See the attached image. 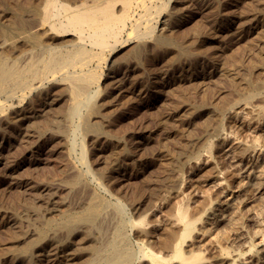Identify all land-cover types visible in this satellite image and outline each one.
I'll list each match as a JSON object with an SVG mask.
<instances>
[{"label":"rangeland","instance_id":"rangeland-1","mask_svg":"<svg viewBox=\"0 0 264 264\" xmlns=\"http://www.w3.org/2000/svg\"><path fill=\"white\" fill-rule=\"evenodd\" d=\"M29 1L27 0V3L26 0H0V23L10 27L16 21L15 19L19 17H22V19L31 18L32 6L33 4L38 5V1ZM147 1L145 0L147 5L151 3V1ZM159 1L155 4L169 5V8L174 7L172 10L176 11L174 13L170 11L174 17L172 16L169 21L171 29L165 31L164 36H168V34L172 36L177 32L179 35L186 37L185 43L182 41L180 43L184 44V47H188L186 49L189 53L195 55L196 63L192 64L193 66L189 65V67L187 65L188 67L184 68L186 64H180V62L184 61L183 59V61H174L170 58L171 60L168 61L153 57V52H151L153 50L152 45L149 42L147 43L148 50H138L141 48L139 45L141 42L137 41L139 42L137 43L136 39L133 38L134 34L131 32L130 26L127 27L128 29L126 28L122 40L126 41L127 36V39L132 37L131 41L116 47L114 53L109 56L111 62L109 64L104 63L106 59L104 56H108V53L102 54H105L103 56L104 60L100 62L94 58L97 50L87 46L86 49L94 58L88 64V69L94 72L97 81L94 80L89 85V94L86 95V98L89 104L106 102L99 111L100 115H92L90 119V124H94L96 129L93 126L91 127L95 131L92 128L90 131L89 126L80 124L79 120L86 112V108L83 107L79 112L81 116L78 115V118L76 116L73 120L74 123L70 124L71 126L65 122V113L69 111L73 101H71L69 94L65 91V85L67 84L59 80L60 72L55 74V77L51 76L50 78L49 76L41 91L33 93L34 95L30 94L31 96L28 95L25 101L23 100L21 103L22 105L19 104L22 106L24 118L22 122H18L16 125L4 120L5 116L13 117L10 114L13 111L10 107V105L12 106L11 102L0 99L3 105L6 104V106L4 105V117L0 118V264H12L13 261H16L15 259L17 258L14 255L22 251L26 244L36 239L35 231L40 229V226L44 225L45 222L50 220L57 221L64 213L81 212L88 203L90 204L94 201L95 195L97 198L106 199L105 207L108 206L104 209V214L101 213V216L103 215L104 217L102 216L103 218H101L100 216L98 223L100 230L102 229L99 233L101 235H98L99 238H95L100 239L102 242L107 241V239L109 241L114 238L115 230L113 229H116L122 219L131 218L137 221L143 216L141 220H144L145 224L147 222L146 227L148 226L150 232L153 233L151 234L153 237L150 239L152 244L150 241L143 243L136 239L132 240L131 234L129 235L130 232H128L130 230L127 227H124L126 232L123 231L129 242H126L127 239L125 237H123L125 241H122L126 247L132 248L133 250L131 249V251L134 253L140 251L138 245H145L146 247L148 245L153 252L163 254L165 259H170L172 252L170 253L169 251L171 249L170 245V249L167 248L169 244L167 241L168 234L173 231V233L178 235L181 228V224L176 219L177 211L186 209L188 211L187 217L191 218L192 221L203 218L204 212L210 204L220 200L221 197L219 191L213 190V182L215 180L214 167L218 168L220 166L223 167L221 168L223 172L224 169H229L225 173L229 174L227 175V181L230 179L228 181L230 183L225 188L237 191V193L233 201L231 200L232 198H229L230 196L225 198L229 199L231 207H226L222 216L219 218L212 217V219H209L210 221L204 220L208 221L207 223L213 228L212 236H215L217 242L215 241L216 243L213 244L205 241L198 245L191 244L189 247H184L187 244L181 243V248L185 249L187 255L190 252L194 253L197 257L196 259L200 260L197 261L199 264H207V262L211 264L214 257L225 253L229 249L231 250L228 252L233 250L232 253L241 254V256L245 255V258L248 247L254 246L253 236L257 232V222L264 223V201H262L264 200V195L256 194L254 185H250L252 184L250 172L252 175L254 167L251 164L256 161L248 162L249 167H247L246 162H243L239 168L235 166L236 158L233 157L235 156L234 153L230 154L229 158H224L222 152L229 145L227 149L234 146L237 142H248L251 144L252 141V144L255 143L257 148L260 145L256 143H264V134H261L263 132L258 130V126L255 124L247 126L244 131H235L234 125L231 124L235 123V120L232 119L236 118L232 116V113L230 115L231 111L226 110L236 101L240 102L239 97H243L247 90L250 89L248 85L251 87L252 84V87H255L258 86L259 82L263 83L264 81V0H203L200 4L193 6L192 9H187L185 2L184 5H182L183 2L181 4L178 3L182 0ZM17 2H20L18 6L21 8L23 6V12H26L23 15L16 16L18 15L15 7ZM181 8L184 11L180 10ZM30 13L31 16H29ZM153 13V16L151 15L152 24L158 27L156 24L158 15ZM9 16L13 17L10 18ZM29 18L23 21L31 23L34 20L33 16L31 20ZM154 19H157V21L154 22ZM204 28L206 32L203 30ZM128 30L132 35L128 34ZM173 30L174 33L172 32ZM188 36L194 37V41L190 40L191 38ZM18 37L14 38L15 41L12 39L13 42L18 41ZM42 37H40L41 41L45 40L43 39L45 37ZM0 38H2L1 35ZM70 38L72 39L69 36L62 39ZM2 39L0 40V49L2 51L5 49V52L0 51V56L5 55L3 58H7L8 61L12 60L11 62L15 61L17 56L20 57L21 55L17 54V51L12 52L14 53L12 54L8 50L9 48L7 49V47H10L12 40L7 41L4 36ZM70 40H67V44L63 45L73 46L76 44L75 41L73 43ZM202 40L207 41L208 44L206 45L208 48H199L196 44L191 43ZM20 44L18 41L17 45L21 46ZM193 44L194 46H192ZM26 46H21L23 49L22 53H28L27 56L29 54L32 55L33 50L29 45ZM57 47L63 46L59 45ZM95 51L96 53H94ZM210 51L214 52L213 55H209ZM135 52L136 54L139 53L136 55ZM147 52V55L151 53V62L144 57ZM35 55L38 56L37 54ZM164 61L169 64H165ZM223 75L225 76L223 77ZM82 98L85 99L84 96L79 99L83 100ZM106 98L110 102H107ZM27 100L29 101L27 102ZM21 109L16 108L15 110L18 112ZM212 110L214 113H212ZM233 111L242 113L241 108L240 110L239 108H234ZM244 112L246 113V111ZM174 115L175 117L173 118L172 116ZM226 117L229 118V121H226ZM243 121L248 124L246 119ZM59 131L63 132L62 137ZM94 134L96 135L93 136ZM218 136L219 139L226 136L223 138L226 140L218 144L217 150L214 151L215 155L212 158L211 154H208L210 152H208V142L217 139ZM259 139L261 143L258 141ZM255 153L259 156L257 149ZM80 155L84 158L82 156L80 158ZM208 157L209 160L207 159ZM210 158H212L211 161ZM77 176H80L78 184L71 185V181L73 178L74 180L75 178L77 179ZM237 176L240 177L238 178ZM237 182L238 184L240 182L239 186ZM81 185L86 187L83 188ZM202 192H204L203 195H201ZM135 197L137 198L135 199ZM94 199L96 200V198ZM90 200L92 201L89 202ZM201 204L202 206L200 207ZM132 207H140V212L133 214ZM197 207L198 209H196ZM186 210L184 211L186 212ZM256 215L259 216L257 217ZM117 219L121 220L118 221ZM116 220L118 221L117 224L115 223ZM82 228L84 230V226H77L79 230L77 231L76 229V236L74 234L68 236L64 232L62 234L61 232H50L51 234L47 235L48 244L53 243L52 245H54L55 243L56 246L52 247H58L59 256L56 261L43 256L39 259L34 258L35 260L33 261L35 262L31 261V259L28 260V258L19 259L21 262L13 264H85L89 262L90 257L86 254L85 248L92 245L90 242L94 243L95 239L93 236L87 239L83 238L81 235ZM79 231L80 233L78 234ZM225 232L227 235H225ZM227 232H230V234L228 235ZM49 235L53 237H48ZM92 238L94 241H92ZM245 245L248 247L245 248ZM45 249L49 250L50 248L46 247ZM219 249L220 251H218ZM10 255L13 256L14 260ZM200 255L202 258H200ZM244 258L242 256L240 261L247 260V257L246 259ZM49 260L52 262H49ZM197 262L196 264H198ZM141 263L148 264L146 261ZM168 264H172V262ZM173 264L176 263L173 262Z\"/></svg>","mask_w":264,"mask_h":264},{"label":"bare ground","instance_id":"bare-ground-1","mask_svg":"<svg viewBox=\"0 0 264 264\" xmlns=\"http://www.w3.org/2000/svg\"><path fill=\"white\" fill-rule=\"evenodd\" d=\"M37 1H38V5L33 4V6H32V11L31 12H32V16L34 17L33 18L34 20L31 23H25V21H23L24 19L29 18V17H26V16H25L26 18H24V19H22V17L21 18L19 17V18L15 19L16 21L13 20L14 21V24L12 23L13 25L12 26L10 25V27H7L6 25H2L0 23V35L2 36V38L4 36L7 39V41H11L15 37H18L19 36L17 40L21 43L20 45L21 46L22 45L23 46L29 45V47L33 50L32 51V55L29 54L28 55L29 57H28L27 56L28 53H26V54L25 53H22V50L23 49H22L21 46H18L17 45V42L18 41L13 42V40H12V42H10V45L8 44L10 47H7V49L9 48L8 50L11 51V53L17 51L18 52L17 54H19L21 56L20 57L17 56L16 60L13 61V62H11L12 60L10 58L9 59L11 61H8L7 58L6 59L3 58V56H5V55H2V57L0 56L1 57L0 58V99H4L6 101L11 102L12 106L9 103L8 104L13 109V111L10 113L11 115H13L12 118H10L11 116L10 117H8V116H5L4 117V110H5L6 104H4L5 105L4 106L3 103H2V101L0 100V118H3L4 117V120H8L12 125H16V123L23 121L22 120L24 118L23 117V114H22V111L23 110L21 109V107H22L21 106L22 105L21 103L23 102V100L25 101V98L28 95L31 96L30 94L36 93L38 91H41L42 88H43V86H44V84H45V82H46V80H47V78L49 76L51 78V76L53 77L55 74H58L60 72L59 73V80L62 81L63 83L65 82L67 84V85H65V87H66L65 88V91L69 94V98L71 99V101H73V104L69 107L70 108L69 111H67L65 113V116H64L65 122H67L69 125L70 124L72 125L74 123V121H73L74 118L76 116L78 118V115H80L79 112L82 109V107L83 108H86V112L85 113L83 112L84 115H82V117H81V119L79 121H80V124H82L84 126H89L90 127V131H91V128H92L91 126H93V128L95 127L94 124L93 125L90 124V119H91L92 115H100L99 114V111H100L102 105L103 104H106V102L101 103V104L100 103L99 104H95V103L94 104H89L88 99L86 98V95L89 94V92H88L89 91V88H90L89 85H91L92 82L94 80H96L95 79L94 72L91 71V69L90 70L88 69V64L91 62V59H94V58H96L100 62L102 60H104L103 59V56L105 54L102 55L103 53H108V56H104V58L106 57L104 63H108V64L111 63L110 62V59H109V56H111L114 53V50L116 49V47L118 45H120V44H123V43H126V42L127 43L130 42L131 39H132V37H129V36H128L129 38L127 39V36H126V41H123L122 40V37H123L124 33L126 32V28L128 26L131 27L130 30H132L131 32L134 34L133 38L136 39V42L137 41L141 42V44H139L141 48L139 47L140 49H138V50H142V49L143 50H145V49L148 50L147 49L148 48L147 43L149 42L152 45V49L153 50L151 52H153V57H156V58H159V59L168 60V61H170L171 59H173L174 61H180V60L183 59L184 61L182 60L183 62H180V64L181 63L186 64V66L184 68L188 67L189 65L191 66L192 64L196 63V59H195L196 57H195V55L189 53V51H187L188 47H184L183 46L184 44H181L180 43L181 41L183 43H185V40L187 39L186 37H183L182 35H179L177 32L175 34H173L172 36H171V34L170 35L168 34V36L167 35L164 36L165 31H169L171 29V26L169 24V21L172 19V16L174 17V15L171 14V13H172V11L174 13L175 10H172V9H174V7L173 8L172 7L169 8V5L155 4L159 0H148L147 2H150L151 1L150 4H152V6H150V4L147 5L145 3V0H90V1H88V0H37ZM202 1L203 0H194V1H188V0L185 1V0H182V1H179L178 3L181 4L183 2L182 5H184V2H185V4H187L186 5L187 6V9L188 8L192 9L193 6H195L196 4H200ZM26 2H27V0H26ZM28 2H30V1L28 0ZM31 2H32V0H31ZM19 3L17 2L16 3L17 5L16 6L14 5L16 7V13L18 14L16 16H20V15H23V13H26V12H23V9H22L23 6H22V8L20 6H18ZM36 4H37V2H36ZM21 5H22V3H21ZM25 6H27V5H25ZM182 8L180 10H183ZM184 9H186V8H184ZM208 9H209V7H208ZM151 11H153L155 14L158 15V21H157V19L156 20L154 19V22L157 21L156 24L158 25V27L156 25H153L152 24V17H151V15H152L153 12L151 13ZM170 11H171V13H170ZM183 11H181V12H183ZM178 13H179V11H178ZM12 14L14 15V13H12ZM29 16H31V13H30ZM32 16H31V18H32ZM11 17H13V16H11ZM31 18H29V19L31 20ZM249 22H250V20H249ZM140 25L143 26L142 29H140V27H141ZM203 30H205V32H206V29L205 28ZM131 32L129 31L128 34L129 35L130 34L132 35ZM172 32L174 33V30ZM125 35H127V34H125ZM42 36L45 37V38H43ZM68 36L69 37H72V39L71 38H70L71 40L70 39H66V40L65 39H62L64 37H68ZM40 37H42L43 39H45V40H43L44 42L41 41V38ZM208 37H210V36H208ZM2 38H0V40ZM19 38H20V40H19ZM189 38H191V37H189ZM193 39H194V37L191 38L190 40L194 41ZM67 40L68 41L70 40L71 42L75 41L76 44L73 45V46H64L65 43L67 44ZM2 41H3V39H2ZM14 41H15V39H14ZM139 42H137V43H139ZM195 42H191V43L196 44V46L199 47V48H205V49L208 48V46L206 45L208 43L205 40L197 41L196 43ZM194 44L192 46H194ZM59 45H62L63 47H57ZM87 46H90L92 49L94 48V49L97 50V53H96V51L94 52V53H96L95 54L96 56L94 58L92 57V55L90 54V52L86 49ZM186 46H188V45H186ZM150 48H151V46H150ZM199 48H197V49H199ZM0 51L1 52H5V49H4V51H2L0 49ZM30 52H31V50H30ZM196 52H197V50H196ZM213 53L214 52H211L210 51L209 55H213ZM8 54H10V53H8ZM12 54H14V53H12ZM35 54H37L38 56H36ZM135 54H136V52H135ZM147 54H148V52L144 54L145 56L144 55L143 56L145 57L146 60H148V61L151 62V60H150V58H151L150 54L151 53L149 55H147ZM6 55H7V53H6ZM7 56H9V55H7ZM10 56H12V55H10ZM25 56H27V57H25ZM156 62H158V61H156ZM177 63H179V62H177ZM165 64L168 65L169 63H166L165 62ZM163 66H165V65H163ZM170 66H171V64H170ZM153 69H155V68H153ZM181 69H183V68H181ZM145 70H147V69H145ZM229 75H228V77H229ZM224 76L225 75H223V77ZM152 81H154V80H152ZM245 87H247V86H245ZM248 88H250V89L247 90V93L243 97H239L240 98V102H237L236 101V103L232 104L231 106L229 105L230 107L228 109H226L229 112L231 111L230 112V115L233 114L232 116H234L236 118V119H232L231 118L232 120H235V123H233V124L229 123V124L234 125V127H235L234 129H236L235 131H244L245 129H247V126H250L251 124H255L256 126H258L257 129L258 130H261L263 132L261 134H264V81H263V83H260L259 82L258 86H255V87H252V84H251V87H249V85H248ZM105 91H106V89H105ZM138 92H139V90H138ZM114 94H115V92H114ZM43 95H44V93H43ZM81 96H84L85 99L82 98L83 100H80L79 98ZM109 96H107V97H109ZM104 99H105V97H104ZM28 101L29 100H27V102ZM27 102H24V103H27ZM107 102H110V101H108V99H107ZM226 102H227V100H226ZM19 104H21V105H19ZM107 104H109V103H107ZM16 108H20L21 110H19L18 112H16V110H15ZM234 108H237V109L239 108V110L241 108L242 109V113L239 112V111H238L239 113L238 112H234L233 111ZM218 109H220V108H218ZM29 110H30V108H29ZM244 111H246V113ZM218 112H219V110H218ZM212 113H214L213 110H212ZM191 114H193V113H191ZM175 115L172 116V117L174 118ZM55 116H56V114H55ZM245 116H247V117L245 118ZM192 117H193V115H192ZM62 119H63V117H62ZM228 119L229 118L226 117V121ZM244 119L247 120L248 124H246L245 121H243ZM175 120H177V119H175ZM167 121H169V120H167ZM98 125L101 126L100 124H98ZM93 128H92V130L95 131L94 129H96V128H94V129ZM56 130H57V128H56ZM252 131H254V130H252ZM62 133L60 132L59 134H62ZM87 133H90V132H87ZM93 133H95V132H93ZM103 133H101V134H103ZM90 134H92V133H90ZM97 134L99 135V133H97ZM95 135L96 134H94L93 136H95ZM62 136H63V134L61 135V137ZM225 137H223V138H225ZM223 138L222 139H219V136H218L217 139H214V140H211V141L208 142V152L209 151L210 152L209 153L207 152V153L209 155L211 154L210 156L212 158L215 155L214 154V151L217 150L216 148L218 147V144L219 143L221 144L223 142V140H226V139H223ZM234 138H236V137H234ZM247 138H248V136H247ZM95 139H96V137H95ZM252 139H253V136H252ZM253 141H254V139H253ZM258 141H260V139ZM247 143L248 142H246V143L237 142L234 146H231V148L227 149L230 146L229 145L227 148H225V151L222 152L223 153L222 156L224 158L225 157L229 158L230 154H233L234 153L235 156H233V157L236 158L235 159L236 160L235 161V164H236L235 166L236 167L242 166L241 164L243 162H246V164H247L248 162L250 163V162L256 161V162H254V164H251V165H254L253 170H252V175H251V172L249 171L250 172V176H251V182H252V184H250V185L251 186L254 185V190H255L256 194H258V195H264V143L263 144H259V142L256 143V144L260 145V146H258V148H257V145H255V143L252 144L253 143L252 141H251V144H249V143L247 144ZM260 143H261V141H260ZM256 149L259 152V156H257L256 153H255ZM80 153H81V151H80ZM114 154H116V153H114ZM81 156L82 155H80V158H81ZM204 156H205V154H204ZM115 157H117V156H115ZM196 157L197 156L195 154V158ZM189 158H188V160H190ZM212 158H210V161L212 160ZM200 159H202V158H200ZM207 159L209 160V157ZM193 160H195V159H193ZM200 161H198V162H200ZM230 161H232V160H230ZM195 162H194V164H196ZM86 163H85V165H86ZM258 163H259V165H258ZM247 167H249L248 164H247ZM221 168H223V167L222 166H220L218 168L217 167L216 168L214 167V171L212 170L214 172V174H215V176H214V179L215 180L213 182V185H214L213 190L215 189V191H219L220 192V194H221L220 200H217L214 203H211L210 204V206L205 210L204 215H203V218H201V219H199L197 221H192L191 218H188L187 217L188 211L186 209H184V210H186V212L184 210H182V209L180 211H177L176 210L177 211V213H176L177 214V217L176 216H174V217H176L177 221L181 224V226H180L181 228H180V233L178 235H176L175 233H173V231H171L170 234H168L169 237H168L167 241H168L169 244H168V247L167 248H169V245H170V248L171 249L169 248L170 249L169 251H170V253L172 252V256H171L170 259L169 258L168 259H165L163 254H162L163 255V257H162V255L160 253L153 252V250H151V248L148 245H147V247H149V248H147L145 245H138L140 251L134 253L133 251H131L132 248L130 249L128 245H127L128 247H126L125 243L122 241V240L125 241V239H123V237L126 236V234H124V231H125L124 230V227H127L128 230H130L128 232H130L129 235L131 234L132 240L136 239L137 241H140V242H143V243L146 242V241L147 242L150 241V243H151V240L150 239L153 237V236H151V234H153V233L150 232V230L148 229V226L146 227L147 222L145 224L144 220H141L143 216H141V219L138 218L139 220L134 221L131 218L122 219V217L125 216L123 214V216L121 217L122 220L120 219L121 221L119 219H117L120 222L116 226V229H113L112 228L113 230H115V235L113 236L114 238L111 239V240H109V241L107 239V241H105V242L100 241V239H98L99 238L98 235H101L99 233H100V231L102 229L100 230V227H99V224L98 223H99V219H100L101 213L104 214L103 211L108 206L105 207V205H106V199L97 198V196L95 194H93L94 193L93 192L92 194L95 195L94 198H96V200L94 198H93V200H94L93 202H91L92 200H90L89 202H91V203L90 204L88 203L89 205L87 204V206L81 212L73 213V214H65L64 213V215L61 213L63 216H61L57 221H51L50 220V221H47L45 223L43 222L44 225L40 226L41 228L35 231V233H36V239L34 241L26 244V245L24 244L25 247L23 248V250L14 255V257L17 258V259H15L16 261H13L12 264L15 263V262H21V260L19 261V259H22L23 260V259H28L29 258L28 260L31 259V261H33V260H35L34 258H38L39 259L40 257H43V256L44 257H47L49 259H52V261H56L57 258H58V256H59L58 247H52V246L55 245V243H54V245H52L53 243H51L50 245L48 244V241L49 240L47 241V239H48L47 238V235L48 234H51V233H57V232L58 233L61 232V234H62V232H64L68 236H71L73 234L75 235V233H77V231L79 230V229H77V226H80V225H81V227L84 226V230L82 228V232H81L82 233L81 235L83 236V238H86L87 239V238L93 236L94 239H95V241H94L93 238H92V241H94V243L90 242L92 245H89V246H87L85 248L86 254L90 257V260L87 259V260H89V262H87L85 264H144V263H141L142 261H146L148 264H168L169 262H172V264H173V262L176 263V264H196V262L197 261H200V260H197L196 259L197 257H196V255L194 253H191L190 252L187 255L185 249H182L181 248L182 247L181 246V243L182 244L183 243L184 244L185 243L187 244L184 247H189L191 244H193V245L194 244H197L198 245L200 243L202 244L205 241L212 242L213 244L216 243L217 240H215V236L214 237L212 236V229L213 228H211V225L209 223H207L208 221H204V220L212 219V217L213 218H216V217L219 218L220 216H222L225 208L226 207H229L230 206V203H231V202H229V199H225V198H227V196L228 197L230 196L229 198L230 199L232 198L231 200L233 201V199L235 198V195L237 193V191H234V190L232 191V190H228L227 188H225V187H228L226 185L230 183V182H228L230 179H228V181H227V178H228L227 175H229V174L228 173H225V171H228L229 169L228 170H225L224 169V172H223L221 170ZM241 168H243V167H241ZM245 168H246V166H245ZM195 169H196V167H195ZM212 169H213V167H212ZM226 169H227V167H226ZM76 172H74V173H76ZM210 172H211V170H210ZM229 172L231 173V171H229ZM249 172H248V174H249ZM243 173H244V171H243ZM238 174H240V173H238ZM206 175H208V174H206ZM233 175H234V173H233ZM240 175H242V174H240ZM250 176H249V179H250ZM79 177L77 176V179L75 178V180L73 178V180H72L73 182L71 181V183H72L71 185L78 184V181L80 180ZM78 178H79V180H78ZM111 178H113V177H111ZM212 179H213V177H212ZM246 179H248V178H246ZM90 180H92V179L90 178ZM81 184H82V182H81ZM237 184H238V182H237ZM241 184H242V182H241ZM239 185H240V182H239L238 186ZM81 186H83V185H81ZM84 187H86V186L84 185L83 188ZM243 187H244V185H243ZM227 192H229V193H227ZM203 193L204 192H202L201 195H203ZM137 197H135V199ZM153 197H155V196H153ZM81 200H82V198H81ZM76 201H77V199H76ZM187 201H188V199H187ZM241 201H243V200H241ZM262 201H264V200H262ZM208 202H209V200H208ZM203 203H205V202H203ZM232 203H234V202H232ZM203 205H205V204H203ZM263 205H264V203H263ZM201 206H202V204L200 205V207ZM257 206H259V205H257ZM139 208L134 207L132 209L133 214L134 213H137L140 210ZM240 208H242V207H240ZM196 209H198V207ZM245 209H247V208H245ZM250 212H251V210H250ZM234 213H233V215H234ZM236 213H237V210H236ZM238 214H241V213H238ZM108 215H109V213H108ZM121 215H122V213H121ZM102 216H101V218L104 217V216L103 217ZM246 217H247V215H246ZM239 219H241V218H239ZM104 220H106V219H104ZM117 220L115 221L116 224L118 222ZM248 220H250V219H248ZM101 224H102V222H101ZM111 224H112V222H111ZM257 224H256L258 226L257 232L254 233V236H253L254 237V239H253L254 246H252V247L249 246L248 247V246L245 245L246 246L245 248L248 247V249L246 251L247 252V255H246L247 260L240 261L241 257L243 256V258H244L245 255H242L241 256V254L232 253L233 250H232V252H228L229 250H231V249H229L228 251L226 250L227 252L225 251V253H221L217 257H214V259L211 262V264H264V223H259V221H258ZM114 227H115V225H114ZM78 228H80V227H78ZM76 229H77V231H76ZM218 229H219V227H218ZM105 230H107V229H105ZM131 230H133L132 233H131ZM171 230H173V229L171 228ZM255 231H256V229H255ZM79 233H80V231L78 232V234ZM214 233H216V232H214ZM227 233H228V235L230 234V232H227ZM52 235H49L48 237H50ZM225 235H227L226 232H225ZM54 236L56 237L55 234H54ZM95 237H98V238H95ZM100 237H102V236H100ZM80 239H81V237H80ZM251 239H252V237H251ZM160 240H162V239H160ZM154 241H156V240H154ZM23 242H24V240H23ZM54 242H57V241H54ZM126 242H129L128 239L126 240ZM247 242H249V241H247ZM24 243H26V242H24ZM237 246H239V245H237ZM243 246H244V244H243ZM46 247H49L50 249L49 250H46L45 249ZM220 249L218 251H220ZM223 249H224V247H223ZM166 251H167V249H166ZM197 252H200V251H197ZM163 253H165V252H163ZM214 254H216V253H214ZM168 255H171V254H168ZM11 257L13 258V256H11ZM246 257L244 259H246ZM200 258H202L201 255H200ZM13 260H14V258H13ZM50 261L51 260H49V262ZM33 262H35V261H33ZM209 263L210 262H207V264H209Z\"/></svg>","mask_w":264,"mask_h":264}]
</instances>
